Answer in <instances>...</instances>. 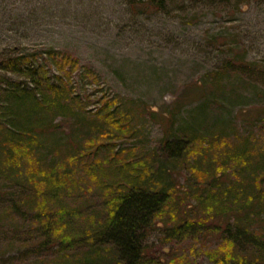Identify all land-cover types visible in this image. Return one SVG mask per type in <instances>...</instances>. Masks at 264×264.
<instances>
[{
  "label": "rangeland",
  "instance_id": "obj_1",
  "mask_svg": "<svg viewBox=\"0 0 264 264\" xmlns=\"http://www.w3.org/2000/svg\"><path fill=\"white\" fill-rule=\"evenodd\" d=\"M147 2L0 0V112L11 84L31 83L5 70L4 62L35 55L34 63L45 66L52 79L59 71L47 52H62L79 62L69 100H77L80 115H59L52 123L59 127L43 135L41 147L69 167L75 184L60 197L80 210L74 216L80 220L106 212L104 202L112 196L107 179L121 177L108 174V169L121 164L128 169L160 167L168 158L162 144L168 120L177 114L174 137L197 136L196 150L185 164L171 165L176 202L147 230L143 244L148 256L161 264H216L207 253L225 245L216 228L220 216L207 217L209 210L199 203L198 193L216 190L218 196L230 192L235 198L255 192L256 183L264 189V0H163L161 8ZM216 72H226L217 78L220 84L211 75ZM106 101L117 106V119L127 126L114 129L109 119L97 137L102 130L95 121ZM242 141L255 155L250 158L255 167L240 172L238 179L229 152ZM94 142L103 144L71 160L76 151L78 156L82 152L79 144ZM196 163L205 174L219 164L223 180L205 187L191 166ZM255 173L260 183H253ZM10 186L0 173V188L10 193ZM6 200L10 195L0 204ZM182 218L203 226L192 234L172 235ZM43 227L27 208L0 218V264H74L67 260L72 251L63 253L60 245L63 232L51 237ZM251 230L264 237V214L255 217Z\"/></svg>",
  "mask_w": 264,
  "mask_h": 264
},
{
  "label": "trees",
  "instance_id": "obj_2",
  "mask_svg": "<svg viewBox=\"0 0 264 264\" xmlns=\"http://www.w3.org/2000/svg\"><path fill=\"white\" fill-rule=\"evenodd\" d=\"M147 3L155 5L156 8H161L164 4L163 0H148ZM47 53L59 71L54 79L49 76L45 66L34 63L35 55L12 58L2 65L5 70L25 76L31 83L26 86L17 82L11 84L8 91H4L7 102L0 112V173L6 183L13 184L10 186L13 192L10 190L9 193L0 188V199L10 195V200L0 204V218L10 213H18L23 208L33 210L38 222L44 224L43 229L49 232V236L54 237L55 233L63 232L60 234V245L63 246V253L72 251L67 260L74 264H161L148 256L143 244L144 237L150 227L159 223L164 211L175 204L169 174L171 165L175 167L176 164L188 161L186 157L196 150L197 136H176L177 114H171L168 120L170 128L167 127L162 140L163 151L168 154V158L160 167L155 169V165L142 164L140 167L128 169V164H121L108 169L109 173L105 171V167H100L99 170L108 174L117 172V175L121 176L107 179V187L112 188V196L104 202L106 212L94 215L92 220L76 219L74 216L80 215V210L65 205L67 202L60 197L63 192L69 190L70 185L75 184L71 182L73 179L70 169L63 166L56 157L43 153L42 137L53 128L59 127L52 126L59 115L65 118L80 115L82 108L78 107L77 100H69L72 95L71 76L74 70L79 68V62L62 52ZM230 65H225L224 71H228ZM85 72L86 75H91L90 72ZM224 73L226 72L211 75L220 84L217 78ZM116 107L106 101L100 108V114H97L95 126L102 130L103 126L108 125L109 119L113 120L114 129L127 126L117 119ZM102 132L103 130L97 137L101 136ZM218 139L220 136L216 138ZM102 144H79L82 152L79 151L78 156L76 151L70 158H84L87 153H92ZM245 145L242 141V145L229 152L231 163L234 165L233 175L238 179L240 172L255 167L253 161H250L255 155L248 152ZM73 158L72 161H77V158ZM191 166L199 178L204 180L205 187L209 186L210 181L222 179V175H218L219 164L214 166L213 173L206 174L199 170V163ZM90 172L94 173L93 168H90ZM223 175H226L225 171ZM255 175L257 177L253 178V183H260L258 173ZM260 185L256 183L255 192L244 191L242 196L235 198L231 197L230 192L218 196L219 191L216 190L205 194L196 190L199 203L207 206L209 210L207 217L212 213L215 217L220 216L221 224L216 228L223 235L225 245L220 246L217 251L207 253L212 262L264 264V237L251 230L255 217L264 214V189L258 188ZM30 203L35 204V207L29 205ZM181 216L179 214V218ZM188 218H182L183 224L173 229L172 235L192 234L199 226H203L202 223L189 221ZM63 241L67 244L64 245ZM244 247L246 250L242 251ZM74 249L79 253L75 254ZM169 264L180 262L172 260Z\"/></svg>",
  "mask_w": 264,
  "mask_h": 264
}]
</instances>
